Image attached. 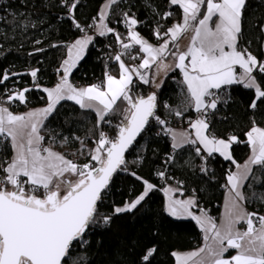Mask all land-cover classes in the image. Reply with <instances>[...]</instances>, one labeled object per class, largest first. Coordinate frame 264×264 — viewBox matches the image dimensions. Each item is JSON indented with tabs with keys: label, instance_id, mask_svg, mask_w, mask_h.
Segmentation results:
<instances>
[{
	"label": "snow or ice",
	"instance_id": "6c2138e0",
	"mask_svg": "<svg viewBox=\"0 0 264 264\" xmlns=\"http://www.w3.org/2000/svg\"><path fill=\"white\" fill-rule=\"evenodd\" d=\"M166 4L161 11L153 0H144L154 20V44L138 30L143 21L128 0H103L88 24L76 15L81 0H57L64 9L57 19L70 21L80 33L71 42L50 45L64 50L56 69L59 80L51 87L42 86L39 68L0 72V264H92L95 230H110L116 218L139 212L156 191L163 193V212L168 217L191 219L202 233V245L195 250L170 251L174 264H264V213L260 211L264 207V14L249 17V0H166ZM42 6L51 7L49 0ZM32 15H0V25L8 26L0 31V55L12 50L9 42L17 33L23 35L46 22ZM249 29L255 37H248ZM189 34L190 43L181 50L179 42ZM97 36H111L119 45L109 55L118 74L113 75L106 62L103 80L76 86L70 77ZM253 43L257 52L252 51ZM107 47L112 49L113 44ZM43 51L35 48L29 55ZM124 57L139 63H126ZM177 70L180 95L173 107L159 99V92L169 72ZM23 75L31 77L32 87L8 86L14 80L18 84L15 78ZM234 87L251 93L244 106L249 126L243 140L235 132L218 135L213 127L221 109L235 103ZM34 89L46 94L41 97L45 105L14 112L12 105L26 106V93ZM64 101L73 102L86 118L92 117L77 122L83 135L50 127L49 118ZM169 118L187 127L177 130ZM153 123L158 126L156 135L170 138L171 151L154 173L162 185L129 167L142 164L143 157L126 158ZM240 144L249 148L243 163L234 157V146ZM185 149L200 160L197 171L203 175H210L209 161L217 155L234 166L222 185L227 192L219 223L199 206L195 189L193 195L179 198L184 197V182L169 183L175 179L169 168ZM81 158L85 162L80 163ZM184 164L190 169L193 161ZM120 172L141 182L142 191L102 211L113 178ZM253 204L259 207L249 210ZM95 243L99 247L102 241ZM158 254V244L145 246L135 264H153Z\"/></svg>",
	"mask_w": 264,
	"mask_h": 264
},
{
	"label": "trees",
	"instance_id": "16d2710c",
	"mask_svg": "<svg viewBox=\"0 0 264 264\" xmlns=\"http://www.w3.org/2000/svg\"><path fill=\"white\" fill-rule=\"evenodd\" d=\"M103 0H81V5L77 10V18L83 24L91 22V17L95 16L102 4ZM44 0H26V4H22L20 0H5L0 3V15H8L9 12L17 14L33 13L32 19L38 17L45 18L46 22L39 25L38 28H30L23 35L17 33L15 40L9 43L12 46L11 51L0 55V72L4 69H10L13 72H26L30 68H39V83L44 87L53 86L59 76L56 72L61 59L64 56L62 48H51L52 43L71 42L80 33L71 27V22L67 20L57 19L58 14L63 13L64 9L57 6V0H49L51 7H43ZM132 6V11L136 13L138 18L143 21L138 30L141 34L152 43H157L152 35L154 20L151 12L144 7V0H128ZM153 3L163 11L166 7V0H153ZM264 14V2L262 0H249L248 16L255 18ZM9 19L11 17L9 16ZM171 23V21H169ZM123 32L120 25H114ZM7 25H0V31H3ZM90 34H91V30ZM249 38L256 36V33L250 29L246 33ZM35 40H41L39 45L34 44ZM112 43L113 48L109 49L108 44ZM23 44V47L19 45ZM119 45L114 44V38L111 36H97L94 45H90L85 54V58L80 62L77 69L73 71L70 77L71 81L77 85H90L104 79L105 64H110L113 69L112 74L117 75V66L113 61H109V55H114ZM7 47V46H6ZM44 48L45 51L29 55L35 48ZM252 51L257 52V45L253 43ZM125 62L129 64L139 63V60L132 61L124 57ZM19 79V83L14 81L7 82L9 87L22 89L24 87H32L31 77L23 75ZM181 76L178 72H171L165 79V83L159 92L161 101H167L175 107L179 103ZM2 87V86H0ZM147 91V86L143 89ZM233 97L235 103L230 104L226 108H222L217 117L214 118V130L218 135H226L235 132L243 140L242 135L247 130L248 118L244 115V106H246L250 92L242 87L233 88ZM46 94L39 90H33L26 93L28 104L14 103L12 110L14 112H24L34 107L45 105V100L41 99ZM2 98V94H0ZM6 102V100H5ZM194 115V113H189ZM227 116L224 120L222 117ZM91 120L92 117H85L84 113L78 109L71 101L62 102V106L58 107V111L53 117L49 118L50 127L59 129L65 134L71 129L76 131L78 135H83L84 130L77 123L82 120ZM264 126V124H262ZM158 127L155 123L152 130L143 134V138L139 140L136 151H130L126 158L129 161L136 159L138 156L143 157V163L135 167L129 165L138 175L153 184H163L158 180L154 173L163 167V160L166 153L171 151L170 138L156 135ZM64 151L65 149H59ZM249 155V148L245 144L234 146V157L242 163ZM71 158V157H70ZM192 160L193 164L190 169L185 167L184 162ZM85 162L82 158L80 163ZM200 160L195 157L194 153H190L185 149L181 153V159L175 166L169 168V173L175 177L170 181L171 185H176L177 181L184 182V196L193 195L198 200L199 206L208 211V214L219 219L222 206V198L224 193L225 175L229 168L234 170L229 162L224 161L218 155L209 161V167L212 170L210 175H203L197 168ZM260 187V186H257ZM142 191L141 182L135 180L131 175L120 172L113 178V183L109 194L105 199V206L102 211L108 212L113 206L122 205L126 200L134 199ZM165 198L163 193L156 191L150 194L147 203L139 212L133 214H125L114 220L110 230L96 229L92 239L91 253L93 254L92 264H135L138 257L144 251L145 246L153 243L159 245V254L153 264H174V258L170 256L171 250L187 251L195 249L202 244V233L199 227L191 219L175 220L168 217L163 212ZM259 207L256 204L250 206L249 210ZM260 211L264 213V207H260ZM158 235L153 237V232ZM100 239L102 243L96 246V240Z\"/></svg>",
	"mask_w": 264,
	"mask_h": 264
},
{
	"label": "crops",
	"instance_id": "0c3cea01",
	"mask_svg": "<svg viewBox=\"0 0 264 264\" xmlns=\"http://www.w3.org/2000/svg\"><path fill=\"white\" fill-rule=\"evenodd\" d=\"M180 46H181V50L185 49L188 44L190 43V34L189 35H186L184 37L181 38L180 40ZM171 72H169L170 74ZM168 74V75H169ZM71 80V79H70ZM75 84V83H74ZM76 86H85V85H77L75 84ZM40 107H43V106H40ZM40 107H34V108H40ZM27 111V110H26ZM25 112V111H24ZM23 113V112H22ZM177 130H181L179 128H175ZM247 159V158H246ZM243 163V162H242ZM172 186H176V185H172ZM226 188H224V193H223V198H222V206H221V213H220V216H219V219L217 220V222L219 223L221 217H222V214H223V211H224V203H225V198H226ZM177 196L179 197V194H177ZM188 196H191V195H188ZM188 196H184V197H179V198H187ZM194 211H198L197 209H194ZM202 245V244H201ZM200 245V246H201ZM196 249V248H195ZM195 249H191V250H187V251H192V250H195ZM187 251H181V252H187Z\"/></svg>",
	"mask_w": 264,
	"mask_h": 264
},
{
	"label": "built area",
	"instance_id": "2783aa9c",
	"mask_svg": "<svg viewBox=\"0 0 264 264\" xmlns=\"http://www.w3.org/2000/svg\"><path fill=\"white\" fill-rule=\"evenodd\" d=\"M5 0H0V3L4 2ZM119 50V46L117 48L116 51ZM160 99V98H159ZM195 115V114H194ZM171 120V126L173 128H180V129H183V128H186L187 127V124L186 123H183V122H178L177 120L175 119H172V118H169ZM156 126V125H155ZM158 127V126H157Z\"/></svg>",
	"mask_w": 264,
	"mask_h": 264
},
{
	"label": "rangeland",
	"instance_id": "374dc122",
	"mask_svg": "<svg viewBox=\"0 0 264 264\" xmlns=\"http://www.w3.org/2000/svg\"><path fill=\"white\" fill-rule=\"evenodd\" d=\"M180 129V128H179Z\"/></svg>",
	"mask_w": 264,
	"mask_h": 264
},
{
	"label": "water",
	"instance_id": "95a60500",
	"mask_svg": "<svg viewBox=\"0 0 264 264\" xmlns=\"http://www.w3.org/2000/svg\"><path fill=\"white\" fill-rule=\"evenodd\" d=\"M127 155V154H126Z\"/></svg>",
	"mask_w": 264,
	"mask_h": 264
}]
</instances>
